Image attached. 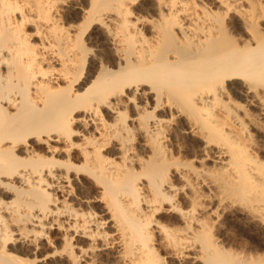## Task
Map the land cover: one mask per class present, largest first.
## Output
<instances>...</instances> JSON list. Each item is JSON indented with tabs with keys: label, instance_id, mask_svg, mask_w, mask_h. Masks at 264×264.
Wrapping results in <instances>:
<instances>
[{
	"label": "bare ground",
	"instance_id": "1",
	"mask_svg": "<svg viewBox=\"0 0 264 264\" xmlns=\"http://www.w3.org/2000/svg\"><path fill=\"white\" fill-rule=\"evenodd\" d=\"M73 2L80 15L66 22L58 0H0V264H259L264 196L225 186V205L204 174L229 167L210 138L259 143L211 84L228 75L224 95L246 103L240 77L260 79L264 51L225 43L209 0ZM101 33L113 56L93 75ZM129 91L134 104L111 103ZM170 97L190 101L175 120ZM173 138L199 146L174 158ZM85 170L90 198L78 192Z\"/></svg>",
	"mask_w": 264,
	"mask_h": 264
},
{
	"label": "snow or ice",
	"instance_id": "2",
	"mask_svg": "<svg viewBox=\"0 0 264 264\" xmlns=\"http://www.w3.org/2000/svg\"><path fill=\"white\" fill-rule=\"evenodd\" d=\"M58 2L68 14L66 22H72L73 17H79V4L74 3L73 0H58ZM209 2L212 4L213 10H219L218 12L213 11L212 15L214 16L216 30L221 33L225 43L231 45L233 37H235L236 43L242 49H254L259 46L262 51H264V0H260L259 4H257V0H240V4L243 5V10L240 9V5L234 4L233 0H209ZM29 6L32 5H25V7ZM84 7L88 8V4L85 3ZM245 30L247 31V35L244 34ZM258 40L259 44H257ZM245 41H247V43H245ZM91 47L95 49V52L90 54L92 58L88 62V70L95 75L102 63L108 64L112 61L113 53L102 33L96 36ZM112 66L115 67L114 63H112ZM229 79L230 77L228 75L218 77L212 81L211 87L215 90L216 95L223 99L225 104L233 107V110L237 111L239 115L245 119V122L248 123L253 131L259 130V143L251 147L241 146L237 149L228 139L226 132L221 133L222 139H209L212 150H220V154L224 158V163L228 164L229 167L223 169V171L217 168V170H211L204 174V180L207 181L208 185L204 187V191L208 192L209 188H211L212 192L216 193L219 188L220 199L225 205L231 203L230 200L225 199V186L233 189L238 194L242 193L246 196H253L258 193L264 196V74L261 75L258 81L247 77H240L244 84L242 90L250 93L248 101L243 104H234L228 96L224 95L226 89L231 91L233 87L228 83ZM236 87H240V85H236ZM233 95H235L234 92ZM131 96V91L127 92V95H125L124 92H119L118 95L111 96L110 100L114 105L121 103L130 105L135 103V101L128 100V97ZM148 99L152 100V96L149 95ZM236 100H241V97L237 96ZM188 102L190 101L178 103L171 97L169 98V103L173 107V120H175L176 116L181 115V109H184L185 104ZM140 103H143V101L141 100ZM161 103H163V99H161ZM253 103H255V107L252 106ZM128 111L133 117L136 115L131 107L128 108ZM121 112H123V107H121ZM180 123L183 124V120H181ZM127 124L129 127L135 128L131 119L127 120ZM81 131H83V129H81ZM179 131V128H177L176 132L178 134ZM136 132L141 136V142H143L141 130L136 128ZM68 135L69 137H78L80 133L70 130ZM84 135L87 136L88 133L84 132ZM93 135L96 141L101 139L99 129H97ZM53 139H55V137H53ZM173 143L177 144V147L173 151L174 158L178 152L183 153L185 148L190 152L192 148L199 146L198 142L188 140V138H181L178 143L176 139L173 138ZM61 146H63V144H61ZM95 146L99 148L98 144ZM72 147L75 149L76 145L73 144ZM88 151L91 153L92 146H88ZM253 153H258V158L254 159ZM73 159L76 160L77 163L80 162L81 157H79L78 152H74ZM204 159L206 166L212 169L213 166L211 161L214 157L205 156ZM197 167H199V165H197ZM172 171L175 177L176 170L173 169ZM88 176L89 173L85 170L84 175L81 177V179L84 180V185L82 188H78V192L81 196L90 198L92 195H97L98 193L94 185L89 182ZM221 177H223V179H221ZM232 200H236V202L239 203L237 196H233ZM168 203L174 204V201H169ZM185 207H187V205H185ZM212 207L215 208L216 205L213 204ZM230 227L235 228L237 233L243 230L240 225H230ZM84 264H88V262L85 261ZM101 264H103V262H101ZM155 264H164V262H155ZM167 264H183V262L170 260ZM187 264H191V262L189 261ZM259 264H264V258L260 260Z\"/></svg>",
	"mask_w": 264,
	"mask_h": 264
},
{
	"label": "rangeland",
	"instance_id": "3",
	"mask_svg": "<svg viewBox=\"0 0 264 264\" xmlns=\"http://www.w3.org/2000/svg\"><path fill=\"white\" fill-rule=\"evenodd\" d=\"M232 233V238H234L235 239V243L237 244V245H242L243 243H244V241H238V240H236V238H238V236H237V234H236V236H235V233L234 232H231Z\"/></svg>",
	"mask_w": 264,
	"mask_h": 264
}]
</instances>
